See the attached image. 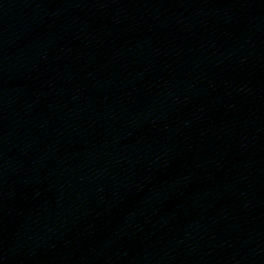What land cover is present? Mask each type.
<instances>
[{"label": "water", "instance_id": "1", "mask_svg": "<svg viewBox=\"0 0 264 264\" xmlns=\"http://www.w3.org/2000/svg\"><path fill=\"white\" fill-rule=\"evenodd\" d=\"M0 264H264V0H0Z\"/></svg>", "mask_w": 264, "mask_h": 264}]
</instances>
